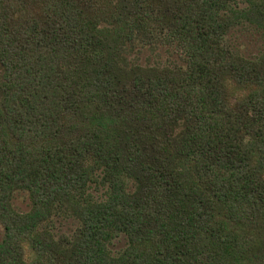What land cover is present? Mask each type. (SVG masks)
<instances>
[{"label": "trees", "instance_id": "trees-1", "mask_svg": "<svg viewBox=\"0 0 264 264\" xmlns=\"http://www.w3.org/2000/svg\"><path fill=\"white\" fill-rule=\"evenodd\" d=\"M247 23L264 0H0V264H264ZM135 44L177 58L131 63Z\"/></svg>", "mask_w": 264, "mask_h": 264}, {"label": "rangeland", "instance_id": "rangeland-1", "mask_svg": "<svg viewBox=\"0 0 264 264\" xmlns=\"http://www.w3.org/2000/svg\"><path fill=\"white\" fill-rule=\"evenodd\" d=\"M249 28H243L242 25L240 28L236 29L234 33V43L249 55H255L260 53L264 49V32L258 31L255 27H251L250 23H247ZM157 41V38H156ZM133 50L131 47L128 51L125 52L126 58L130 60L131 63L137 62L142 65H152L159 64L164 65L168 62V59L177 58L173 48L163 45H144L139 44ZM132 51V52H130ZM174 53V54H173ZM14 206L19 211H28L31 208V199L27 192L20 191L15 194L13 200ZM57 229L59 233L66 235H71L74 233V230L77 227V223L73 218L62 217L59 218L56 222ZM4 235V227L0 223V241ZM126 244L125 237H122L116 241L112 246L113 250L117 251L120 248L124 247Z\"/></svg>", "mask_w": 264, "mask_h": 264}]
</instances>
